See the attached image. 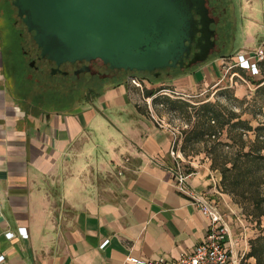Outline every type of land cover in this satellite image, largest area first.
<instances>
[{"label": "crops", "instance_id": "0c3cea01", "mask_svg": "<svg viewBox=\"0 0 264 264\" xmlns=\"http://www.w3.org/2000/svg\"><path fill=\"white\" fill-rule=\"evenodd\" d=\"M218 3L219 53L232 42L236 52L158 82H104L97 96L57 111L16 97L0 24V264H123L129 257L170 263L205 240L207 219L177 189L171 131L157 124L150 104L170 90L188 98L207 92L226 79L239 53L264 44V0ZM151 90L159 91L148 97ZM210 166L195 167L189 187L220 203L243 264L262 233L243 215L227 214L235 205L221 185L213 188L221 176Z\"/></svg>", "mask_w": 264, "mask_h": 264}, {"label": "water", "instance_id": "95a60500", "mask_svg": "<svg viewBox=\"0 0 264 264\" xmlns=\"http://www.w3.org/2000/svg\"><path fill=\"white\" fill-rule=\"evenodd\" d=\"M40 50L58 66L100 60L155 78L207 62L218 24L208 0H12ZM193 48L197 50L186 63ZM180 69V70H178ZM55 74V71H53Z\"/></svg>", "mask_w": 264, "mask_h": 264}, {"label": "trees", "instance_id": "16d2710c", "mask_svg": "<svg viewBox=\"0 0 264 264\" xmlns=\"http://www.w3.org/2000/svg\"><path fill=\"white\" fill-rule=\"evenodd\" d=\"M0 1L11 7L12 14L9 15V18L13 17V21H16L14 15L17 17V10L12 4V0ZM208 1L209 7H214L216 14L222 12L219 0ZM22 25L25 29L24 33L18 28L14 30L19 39L18 46L21 51L27 49L26 35L29 36L25 25L23 23ZM31 42L35 44L33 38H31ZM11 65L15 90H18L19 94L25 98L24 101L31 97V104L39 108L55 111L69 109L78 100L97 96L102 89V83L99 82L73 87L62 85L60 81L51 77L45 79L41 86L36 84V77L29 78L32 69L26 66ZM177 72L182 71L172 70V74ZM122 73L116 78L117 81L112 83L125 81L129 77L136 76L135 74H141L136 71ZM156 80V82L160 81L159 78ZM158 91H147L146 95L153 97ZM160 100V97L153 98L154 104ZM160 104L166 106L170 111H179L189 116L191 115L190 108L194 111L198 110L196 112L197 120L192 124L190 130L184 132L186 146L181 149V152L186 153L187 145L210 144L206 151L212 160V171L218 172L221 176L222 192L233 198L244 215L255 222L262 233L251 241V250L243 259V264H248L245 261L250 258H255L256 264H264V228H262V219L264 218V122H258V125L254 126L252 121L257 120L255 114L250 120H245L241 113L229 111L226 107H222L219 111H215L210 105L197 109L187 102L176 101L168 97L162 98ZM225 132H227V141L221 140V136Z\"/></svg>", "mask_w": 264, "mask_h": 264}, {"label": "rangeland", "instance_id": "374dc122", "mask_svg": "<svg viewBox=\"0 0 264 264\" xmlns=\"http://www.w3.org/2000/svg\"><path fill=\"white\" fill-rule=\"evenodd\" d=\"M212 5V4H211ZM11 7L5 4L4 2L0 1V24L2 27V30L4 31V40H5V51L6 54L9 56V62L10 64H15L16 67L19 66H26L27 63L24 61L23 54L21 52L20 47L18 46V38L15 34V29L23 30V33L25 32L24 26L22 23L16 21H13V17L10 19L9 15L12 14ZM212 11L214 10V7L211 8ZM218 17L219 15L216 14ZM17 24V27H16ZM218 28V27H217ZM222 25L219 26V32L222 36V43L223 40V34H222ZM18 31V30H17ZM27 34V33H25ZM26 38L28 40L26 47L27 48H33V44L31 42V36H27ZM232 42V41H231ZM234 49V43L232 42L230 46V50L226 49L223 52L219 53V51H215L213 54L210 55L207 62L211 61L212 59L224 55L226 53L230 52H236L238 50V45L235 46ZM221 49V48H220ZM228 50V51H227ZM206 63V62H205ZM202 65V64H200ZM12 70V65L10 66ZM199 67L195 66L192 69H195ZM187 72L182 71L180 73ZM37 72L33 69L30 72L29 78H35L36 84L43 86V82L45 81V78L39 76L36 74ZM177 74V73H175ZM174 73L171 75H175ZM139 79H147L149 83L156 82V78L152 76L151 74H135ZM172 77V76H171ZM159 80H163L168 78L165 74L162 73V76L158 77ZM113 81H117V79H114ZM112 81V82H113ZM38 89V87H36ZM37 91V90H36ZM38 91H40L38 89ZM171 91V90H170ZM162 92L158 94V97H160V102L162 101V98L168 97L170 99L176 100V101H184L189 103L192 107H196L199 109L200 107H203L205 105H210L212 109L215 111H219L222 109V107H226L229 111H234L236 113H241L242 118L245 120H250L252 118V115H256L257 120L252 121V125L257 126L258 122H264V83H262V79L260 78H252L246 75V73L237 71V70H230L228 74L226 75V79L223 81L218 82L217 84H214L212 88H209L207 92H203V94H198L194 97H182L172 92ZM16 97L18 100H23L24 97L19 94V91H16ZM26 102L31 103V97L26 99ZM158 102L157 104H154L153 100H151L150 108L151 113L156 117V119L164 126H166L170 131L177 133L178 135V150L181 154V157L183 158L186 168L191 169L193 172H195V169L203 168L207 166L209 163L212 164L211 158L207 154V146H210V144L205 143H199L195 145H187L186 153H182L181 149L186 146L185 145V139L186 134L185 131H188L191 129L192 124L197 120L196 118V112L190 108L191 115L183 114L179 111H170L168 108ZM221 140L227 141V132L224 133L223 136H221ZM194 166H192L191 164ZM197 167V168H195ZM211 167V166H210ZM233 204L235 205L234 208H230L233 212L231 213V210L226 207L227 214H230L234 218H241L244 220L241 215H243L246 219V225L248 228H251L252 226H255V222H252L250 219H248L242 209L234 202L233 198L231 197ZM263 226H264V218L262 219ZM251 224V225H250ZM257 226V225H256ZM255 226V227H256Z\"/></svg>", "mask_w": 264, "mask_h": 264}, {"label": "built area", "instance_id": "2783aa9c", "mask_svg": "<svg viewBox=\"0 0 264 264\" xmlns=\"http://www.w3.org/2000/svg\"><path fill=\"white\" fill-rule=\"evenodd\" d=\"M239 68L250 74V77H259L264 83V44L253 51H243L238 54L237 62L226 67L225 74L234 68ZM133 85H140L137 76L130 78ZM157 124L164 127L155 116ZM172 148L171 156L175 159L174 167L171 169L177 189L186 195L207 219L208 229L205 240L197 245L190 254H182L177 260L167 263L165 261H150L138 257H129L123 264H240L232 245H230V231L226 223L225 215L222 213L220 203L216 199H210L205 195L195 192L189 187L188 180L194 175L191 169L186 168L185 162L178 150V135L171 131ZM213 188H219L220 184L216 178L212 179ZM14 235H10L12 237ZM21 236L27 238L26 229H21ZM3 258L0 257V262Z\"/></svg>", "mask_w": 264, "mask_h": 264}, {"label": "flooded vegetation", "instance_id": "af4514ba", "mask_svg": "<svg viewBox=\"0 0 264 264\" xmlns=\"http://www.w3.org/2000/svg\"><path fill=\"white\" fill-rule=\"evenodd\" d=\"M212 12L213 16L218 21V24L212 26V29L216 30L218 34L217 46L215 49V51L218 52L220 51V48L223 45L221 41L222 36L219 32V26L223 24V20L221 18L222 12L218 14V17L216 16V13L214 11ZM14 18L16 19V23L21 21L18 16L15 17L14 15ZM29 35L32 38V34L29 33ZM33 46V48H27L21 51L24 57V61L27 63V67L33 69L37 72V75L45 79H48L50 77L55 78L57 81H60L62 85L77 87L80 84L87 86L95 82H111L118 76L123 74L122 72L112 70L109 65L104 64L100 60H95L92 62H67L58 66L56 63L41 58L40 50L38 49L37 45L33 44ZM195 52H197V50L193 48L189 58H185L184 61L188 63L193 58V54ZM53 71H55V74H53ZM163 74H165L169 78L172 76V70L168 69L164 71Z\"/></svg>", "mask_w": 264, "mask_h": 264}]
</instances>
